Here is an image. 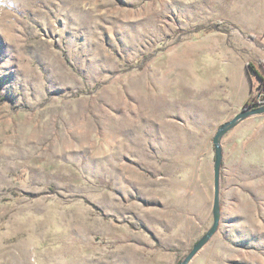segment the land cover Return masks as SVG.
Masks as SVG:
<instances>
[{
	"label": "rangeland",
	"instance_id": "374dc122",
	"mask_svg": "<svg viewBox=\"0 0 264 264\" xmlns=\"http://www.w3.org/2000/svg\"><path fill=\"white\" fill-rule=\"evenodd\" d=\"M247 102L264 0H0V264H179ZM262 114L221 140L189 264H264Z\"/></svg>",
	"mask_w": 264,
	"mask_h": 264
},
{
	"label": "water",
	"instance_id": "95a60500",
	"mask_svg": "<svg viewBox=\"0 0 264 264\" xmlns=\"http://www.w3.org/2000/svg\"><path fill=\"white\" fill-rule=\"evenodd\" d=\"M264 113V105L249 110H242L235 118L231 121L222 125L217 131L214 137L215 145V171H214V192L215 201L213 207L214 222L212 227L197 241L190 253L183 259L179 264H189L192 259L200 252L203 247L211 240V238L217 233L220 220H221V205H220V177H221V166L223 161V148L221 140L223 136L234 128L242 120L248 118L251 115Z\"/></svg>",
	"mask_w": 264,
	"mask_h": 264
},
{
	"label": "crops",
	"instance_id": "0c3cea01",
	"mask_svg": "<svg viewBox=\"0 0 264 264\" xmlns=\"http://www.w3.org/2000/svg\"><path fill=\"white\" fill-rule=\"evenodd\" d=\"M245 72V76H246V78L245 77H242L243 78V80H245V83H244V85H242L241 86V88H239V89H235V92H234V98L235 99H238V102H236V104H238V105H242V103L244 102V100H246V99H248L249 97H250V95L252 94V88L254 89V87H253V85H254V77H252V75H250V73H248V71H244ZM243 72V73H244ZM240 76H242V73H240ZM263 115V114H262ZM256 116H259V115H256ZM247 120H249V119H247ZM229 121H231V120H229ZM228 122V121H227ZM246 121H242V122H240V123H238L234 128H232L227 134H230L229 136L230 137H232L233 139H240V135H241V133L245 130V126H246V124L247 123H245ZM226 136V135H225ZM224 136V137H225ZM223 137V138H224ZM223 140V139H222ZM222 148H223V143H222ZM223 153H224V148H223ZM221 185H222V182H221V177H220V198H221V193H222V187H221ZM221 221H222V211H221V220H220V224H221ZM221 234V233H220ZM216 235V234H215ZM214 235V236H215ZM222 235V234H221ZM213 236V237H214ZM235 236V235H234ZM238 236V239H233V240H229L228 238H226L228 241H230L231 243H234V242H242V245H238V247H240V248H242V250L243 249H249L250 248V246H251V235H250V232H247L246 234L245 233H243L242 234V237H241V239H240V235L238 234L237 235ZM212 237V238H213ZM211 238V239H212ZM211 241V240H210ZM209 241V242H210ZM208 242V243H209ZM207 243V244H208ZM207 244L205 245V246H207ZM205 246L203 247V249L205 248ZM202 249V250H203ZM201 250V251H202ZM200 251V252H201ZM200 252H198V254L200 253ZM197 254V255H198ZM196 255V256H197ZM195 256V257H196ZM194 257V258H195ZM193 258V259H194ZM192 259V260H193Z\"/></svg>",
	"mask_w": 264,
	"mask_h": 264
},
{
	"label": "trees",
	"instance_id": "16d2710c",
	"mask_svg": "<svg viewBox=\"0 0 264 264\" xmlns=\"http://www.w3.org/2000/svg\"><path fill=\"white\" fill-rule=\"evenodd\" d=\"M207 32H210V31H212V28L211 29H208V30H206ZM249 67H251V65H248ZM257 72V71H256ZM260 104H261V102L259 103H250V102H247L245 105H244V108H243V110H249V109H252V108H255V107H258V106H260Z\"/></svg>",
	"mask_w": 264,
	"mask_h": 264
}]
</instances>
